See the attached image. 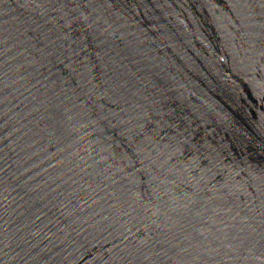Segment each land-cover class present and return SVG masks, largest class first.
<instances>
[{"label":"water","instance_id":"95a60500","mask_svg":"<svg viewBox=\"0 0 264 264\" xmlns=\"http://www.w3.org/2000/svg\"><path fill=\"white\" fill-rule=\"evenodd\" d=\"M0 264H264V0H0Z\"/></svg>","mask_w":264,"mask_h":264}]
</instances>
